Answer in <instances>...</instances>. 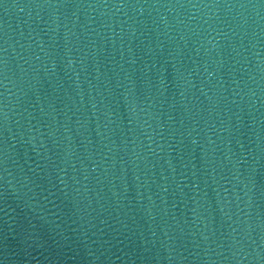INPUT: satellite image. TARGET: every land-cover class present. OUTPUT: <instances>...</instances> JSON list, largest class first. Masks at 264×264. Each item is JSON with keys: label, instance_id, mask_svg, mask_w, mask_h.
<instances>
[{"label": "water", "instance_id": "water-1", "mask_svg": "<svg viewBox=\"0 0 264 264\" xmlns=\"http://www.w3.org/2000/svg\"><path fill=\"white\" fill-rule=\"evenodd\" d=\"M0 264H264V0H0Z\"/></svg>", "mask_w": 264, "mask_h": 264}]
</instances>
